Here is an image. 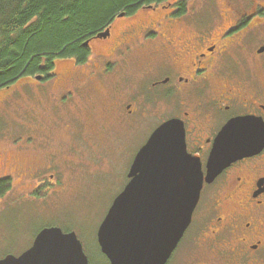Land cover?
Returning <instances> with one entry per match:
<instances>
[{"label":"flooded vegetation","instance_id":"1","mask_svg":"<svg viewBox=\"0 0 264 264\" xmlns=\"http://www.w3.org/2000/svg\"><path fill=\"white\" fill-rule=\"evenodd\" d=\"M77 50L56 58L51 69L32 73L27 82L38 89L46 84L64 110L73 107L76 93L86 94L91 81L108 76L139 50V90L133 94L112 87L111 112L123 121L134 112L140 116L142 101L156 97L164 115L144 141L158 124L176 118L185 150L198 157L203 174L213 138L228 120L250 117L264 130V0L143 2L115 11L81 38ZM10 89L0 88V114L14 93ZM4 149L0 179L31 181L29 197L62 183L53 171L59 165L55 153L45 151L43 162L26 169L18 152ZM161 264H264V142L211 181L203 180L190 221Z\"/></svg>","mask_w":264,"mask_h":264},{"label":"rangeland","instance_id":"2","mask_svg":"<svg viewBox=\"0 0 264 264\" xmlns=\"http://www.w3.org/2000/svg\"><path fill=\"white\" fill-rule=\"evenodd\" d=\"M141 53L130 52L108 76L91 81L93 88L86 94L76 93L71 99L73 107L64 110L58 95H51L46 84L34 88L27 82L29 78L23 77L12 85L14 93L0 114V134L4 136L0 135V147L9 154L18 152L26 169L43 162L45 151L55 153L59 165L53 171L61 175L62 183L52 185L43 195L29 197L31 181L13 179L0 199V256L20 253L36 231L57 225L75 232L89 262L105 264L96 243L97 226L125 184L138 146L164 115L156 97L142 101L140 116L134 112L124 121L110 110L112 87L133 94L139 90ZM27 139L24 147H15ZM61 156L68 160L61 163Z\"/></svg>","mask_w":264,"mask_h":264},{"label":"water","instance_id":"3","mask_svg":"<svg viewBox=\"0 0 264 264\" xmlns=\"http://www.w3.org/2000/svg\"><path fill=\"white\" fill-rule=\"evenodd\" d=\"M264 130L250 117L228 120L214 136L205 161L185 150L176 118L158 124L134 153L127 181L112 198L96 229L109 264H161L188 225L203 180L211 181L231 161L256 151ZM0 264H88L73 230L40 228L32 243Z\"/></svg>","mask_w":264,"mask_h":264},{"label":"trees","instance_id":"4","mask_svg":"<svg viewBox=\"0 0 264 264\" xmlns=\"http://www.w3.org/2000/svg\"><path fill=\"white\" fill-rule=\"evenodd\" d=\"M152 1L159 0H0V88L76 53L81 38L118 9ZM11 186L1 178L0 197Z\"/></svg>","mask_w":264,"mask_h":264}]
</instances>
